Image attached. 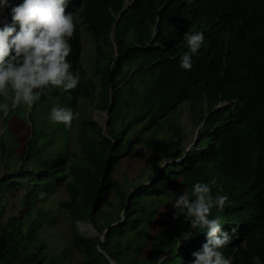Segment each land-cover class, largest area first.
Returning a JSON list of instances; mask_svg holds the SVG:
<instances>
[{"label": "trees", "instance_id": "1", "mask_svg": "<svg viewBox=\"0 0 264 264\" xmlns=\"http://www.w3.org/2000/svg\"><path fill=\"white\" fill-rule=\"evenodd\" d=\"M10 2L16 6L23 0ZM66 11L77 12L79 19L67 57L79 74L78 87L54 89L30 108L31 132L19 167L0 137V155L6 158L1 165L8 170L0 175V264H66L65 250L55 258L48 256L44 240L34 243L50 222L43 211L1 221L6 189L23 188L21 202L33 209L60 185L70 195L60 206L74 221V243L85 264H110L99 245L117 264H156L162 255L165 264H193L192 253L207 242L206 231L192 228L184 215L174 219L175 208L168 221L157 226V220L178 195L213 178V195L228 196L223 211L211 212L231 237L221 251L231 264H264V0H70ZM3 17L0 28L13 25L11 8L3 10L0 21ZM84 27L95 46L97 80L82 62ZM197 31L204 43L191 57V70H185L180 67L189 52L184 35ZM98 83L96 105L108 111L107 135L99 122L84 119L85 139L74 150L68 127L47 124L46 117L53 106L74 110L80 98L95 102ZM50 98L55 103L45 109L41 104ZM183 103L200 125L191 149L183 144L182 126L168 122L165 129ZM163 130L169 139L155 145ZM140 144L152 151V160L130 189H121L123 215L106 218L103 229L96 214L112 205L119 182L114 174ZM162 158L175 164L163 167ZM89 219L104 233V242L78 231L75 223Z\"/></svg>", "mask_w": 264, "mask_h": 264}, {"label": "clouds", "instance_id": "2", "mask_svg": "<svg viewBox=\"0 0 264 264\" xmlns=\"http://www.w3.org/2000/svg\"><path fill=\"white\" fill-rule=\"evenodd\" d=\"M70 0H23L16 6L10 0H0V14L11 8L13 25L0 28V113L7 116L11 109L21 104L29 109L54 89L65 92L74 90L80 83L78 73L72 71L67 60L71 54L69 39L74 36L79 22L77 12H67ZM19 25L17 31L14 25ZM184 39L189 49L180 61V67L191 70L193 55H197L204 43L202 32H186ZM78 113L71 108L53 106L48 120L55 125L71 127L78 119ZM7 127H0V135ZM216 178L211 184L196 182L191 192L176 197L174 216L184 215L192 228L207 233V242L202 249L192 253L193 264H231L221 251L230 242L229 232L222 231L219 216L211 218L212 209L223 211L228 196L212 193ZM236 228L231 232L235 233ZM184 235L185 239L188 234ZM162 255L156 264H165Z\"/></svg>", "mask_w": 264, "mask_h": 264}, {"label": "rangeland", "instance_id": "3", "mask_svg": "<svg viewBox=\"0 0 264 264\" xmlns=\"http://www.w3.org/2000/svg\"><path fill=\"white\" fill-rule=\"evenodd\" d=\"M4 19L5 17L1 19L0 25L4 21ZM82 40L84 41V48L82 52L83 66L87 70V72L92 75L95 80H97L98 76H96L94 68L95 46L92 35L88 33L85 27L83 28ZM100 91L101 85L99 84L98 91L95 96V102L85 98H80L76 102V106L73 112L79 114L78 119H75L72 122L71 127H68L69 143L71 148L74 150H79L81 148L82 141L85 139L82 124V121L84 119L90 118L99 122L104 128V133L107 135V111L97 107L96 105L100 101ZM53 103H55V99L50 98L44 101L41 105H43L44 108H49V105ZM29 111L30 109L27 106L21 104L18 109L14 108L11 111L10 116L12 117L10 118L8 123L6 122V124H4V115L0 113V127H7L6 133L0 135V137L4 136L6 145L5 152H8V154L10 155V161L17 167L22 164V161H20V157L25 153L26 142L30 137L31 125L29 121ZM46 118V122L47 124H49L50 122L48 120V116ZM168 122L183 127V129L185 130L183 144L187 149H191L196 142V135L199 132L200 125L198 121L193 117V114L190 112L188 105L185 103L181 104L179 110L175 112L174 115L168 118V121L165 124L166 130L168 128ZM166 130L160 131L157 134L156 138L154 139L155 145L165 143L169 139L170 133ZM145 135L149 136V133H146ZM16 141L19 142L17 146L14 145V142ZM152 156V151L148 150L144 146V144H140L137 146L136 150L131 156L123 159L114 174V176L119 179V182L115 183L113 192L111 194L112 205L105 206L96 214L97 226L105 229V227L107 226L106 218L109 217L111 221H114L116 218H119L123 215L124 210L121 207L123 195L121 194V189H130L129 184L133 179L137 177L138 174L143 172L145 167L152 160ZM5 160L6 158L1 157L0 155V175L8 173L7 168L1 165L2 161ZM168 162L173 163L168 158H162L160 160V163H162L163 167H165ZM24 164L31 165L30 162H24ZM148 175L149 170L144 172L143 177L147 178ZM139 181L140 180H138L137 183ZM23 192V188H8L5 190L6 212L1 221H5L6 217L10 215H21L22 212L29 214L30 216H34L36 212L43 211L46 214L48 221L50 222H47L46 225L43 226L34 243L38 244L40 240H44L47 243L46 250L48 256H54L55 258H61L62 251L65 250L68 255L66 264H85L84 256L78 251L74 243V221L71 219L69 214L65 212L60 206V203L62 201L70 198L69 192L66 189L65 185H60L55 192L51 193L47 199L37 204L33 209H27L22 204L21 196ZM164 199H167V197L164 196L163 200ZM173 210L174 206L173 202L171 201L163 207L162 217L158 218L157 226L165 221H168L172 217ZM75 224L78 231L81 233H85L87 235H94L96 231L100 233L93 224V230L88 229L87 227H89V222H76Z\"/></svg>", "mask_w": 264, "mask_h": 264}, {"label": "water", "instance_id": "4", "mask_svg": "<svg viewBox=\"0 0 264 264\" xmlns=\"http://www.w3.org/2000/svg\"><path fill=\"white\" fill-rule=\"evenodd\" d=\"M114 32H115V31L113 30L112 35H111L112 40H114ZM107 114H108V111H107ZM186 155H187V154H186ZM173 164H175V162H173ZM129 197H130V196H129ZM129 197H128V198H129ZM88 222H89V226L93 228V225H92V221H91V219H89ZM94 230H95V229H94ZM95 231H96V230H95ZM105 232H106V230H105ZM94 235H95V236H99V237L101 238L102 242H104V240H105V235H104V233H103V234H100V233H98V232L96 231ZM98 248H99V251L102 252V253L107 257V259L110 261V264H117V263L115 262V260L109 255V253H107L105 250L102 249V245H99Z\"/></svg>", "mask_w": 264, "mask_h": 264}, {"label": "bare ground", "instance_id": "5", "mask_svg": "<svg viewBox=\"0 0 264 264\" xmlns=\"http://www.w3.org/2000/svg\"><path fill=\"white\" fill-rule=\"evenodd\" d=\"M87 228H88V229H91V230H93V228H92V227H90V226H89V227H87Z\"/></svg>", "mask_w": 264, "mask_h": 264}]
</instances>
